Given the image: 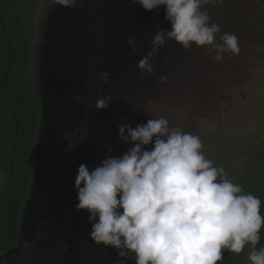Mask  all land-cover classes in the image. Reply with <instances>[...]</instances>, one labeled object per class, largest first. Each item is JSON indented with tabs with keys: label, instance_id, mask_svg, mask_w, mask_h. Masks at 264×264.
<instances>
[{
	"label": "rangeland",
	"instance_id": "1",
	"mask_svg": "<svg viewBox=\"0 0 264 264\" xmlns=\"http://www.w3.org/2000/svg\"><path fill=\"white\" fill-rule=\"evenodd\" d=\"M206 7L221 28L217 41L235 34L239 54L216 62L203 47L185 51L168 41L151 61L155 71L141 75L137 62L150 50L154 25L171 27L164 6L149 12L132 0H77L71 8L0 0V22L1 15L19 14L27 25L29 77L42 102L22 241L0 252V264H123L116 250L90 239L89 213L75 208L74 181L78 166L93 169L108 146L113 156L127 150L115 139L117 125L145 123L152 118L145 109L199 135L208 158L245 191L264 196V0ZM104 71L107 83L99 80ZM161 75L165 83H158ZM108 95L110 107L94 110L96 99ZM6 183L1 171L0 198ZM249 251L228 253L230 264H248Z\"/></svg>",
	"mask_w": 264,
	"mask_h": 264
},
{
	"label": "clouds",
	"instance_id": "2",
	"mask_svg": "<svg viewBox=\"0 0 264 264\" xmlns=\"http://www.w3.org/2000/svg\"><path fill=\"white\" fill-rule=\"evenodd\" d=\"M132 3L149 12L164 6V19L171 26L154 25L150 50L137 62L141 75L155 71L151 61L168 41L185 51L203 47L216 62L239 54L235 34L224 32L217 41L221 28L206 7L222 6L224 0ZM57 4L71 8L77 0H50V6ZM128 43L137 50L133 39ZM109 77L107 71L99 73L103 83ZM167 79L161 75L157 81ZM112 101L110 95L97 98L94 110L108 109ZM143 111L152 117L145 123L117 125L116 141L130 145L125 152L113 156L108 146L93 169L78 166L75 208L89 213L90 239L116 250L123 264H218L225 251L238 255L246 246L248 264H264V246L257 248L264 228L260 197L207 157L199 135L165 115Z\"/></svg>",
	"mask_w": 264,
	"mask_h": 264
},
{
	"label": "trees",
	"instance_id": "3",
	"mask_svg": "<svg viewBox=\"0 0 264 264\" xmlns=\"http://www.w3.org/2000/svg\"><path fill=\"white\" fill-rule=\"evenodd\" d=\"M38 0H25L27 5ZM0 22V172L7 183L0 198V252L17 248L25 200L30 192L42 102L34 93L29 66L30 35L19 14L1 15ZM262 208L264 209V196ZM257 248L264 246V228ZM218 264H230L228 252Z\"/></svg>",
	"mask_w": 264,
	"mask_h": 264
}]
</instances>
